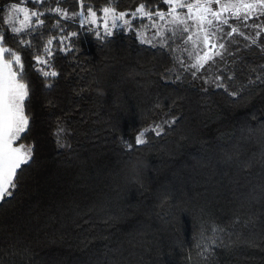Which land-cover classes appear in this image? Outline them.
<instances>
[{"label":"trees","instance_id":"obj_1","mask_svg":"<svg viewBox=\"0 0 264 264\" xmlns=\"http://www.w3.org/2000/svg\"><path fill=\"white\" fill-rule=\"evenodd\" d=\"M15 2L0 0V17ZM140 2L117 0L129 12ZM79 3L57 6L72 14ZM91 3L100 9L106 0ZM33 5L45 11L46 25L33 24L26 39L39 47L63 33L51 27L57 14L35 0L30 11ZM60 22L70 36L80 29L78 20ZM0 33L17 46L6 23ZM258 39L224 40L235 49L242 44V52L221 51L195 76L185 70L190 63L171 57L166 41L141 44L131 31L98 39L79 30L65 41L73 50L53 57L60 75L47 78L56 81L51 88L26 63L34 92L25 143L34 145V162L22 165L15 195L0 207V264H264V83L257 79L264 75V33ZM58 124L69 130L68 146L57 143ZM153 124L164 133L150 134L133 153L148 167L131 183L121 139ZM201 224L223 229L207 260L194 247Z\"/></svg>","mask_w":264,"mask_h":264},{"label":"snow or ice","instance_id":"obj_2","mask_svg":"<svg viewBox=\"0 0 264 264\" xmlns=\"http://www.w3.org/2000/svg\"><path fill=\"white\" fill-rule=\"evenodd\" d=\"M157 2L167 7L161 6L159 10H156L152 5ZM35 3H43L44 7L57 14L60 20L76 21L79 18L80 29L73 30L71 36H77L81 29L91 32L98 39L111 37L120 31H131L141 44H149L150 46H154L153 40L160 37L161 47H163L164 32L157 21H163L165 26H171L168 27V31L173 34L191 32L187 35L184 43L191 42L193 45L192 50L187 55L189 60L195 62L188 64L185 70H193V76L205 70L206 65L210 67L211 63L215 62L216 56H221V52L217 50L225 49V44L219 42L222 39L221 34L229 37L233 34L243 35L245 40L249 38L238 27L232 25L230 19L247 25L249 19L264 17V0H253V2L235 0V2L227 3L222 2V0H194V2H188V0H142L130 12L119 10L117 0H106V5L100 9L94 8L91 0H80L81 10L74 11L71 16L60 7H49V0H35ZM29 4H32V0H27V3L16 0L15 3L9 5L8 17H0V23L10 24V31L16 34L15 39L17 41V46L12 47L8 36L0 33V207H3V203L10 202L8 198L15 195V190L22 180L23 173L27 170L22 165L30 167V162H34V145H26L25 143L32 130L30 124V121L33 120L30 92H34L30 87L25 64L27 63L29 69H34L43 76L46 87L51 88L56 81L47 78H55L60 75L53 63L54 55L60 51L67 54L73 50L65 43L71 39V36L60 20H57L51 27L59 30L63 35L57 37L53 34L47 40L46 45L37 47L34 42L26 39V36L35 31L32 27L33 24L36 25V28L46 25V20L42 19L45 16V11L35 8V5L30 11ZM184 9L186 12L179 11ZM0 11L3 10L0 9ZM226 13L230 15L226 16ZM15 14H23V21L20 22V26H16L15 22L10 19ZM33 18L35 19L33 20ZM224 26L228 27V32L224 31ZM252 26L258 27L264 32V23L253 24ZM193 28L195 31H192ZM149 29L155 30L152 39L146 36V30ZM54 41L55 52L52 48ZM251 43L255 44L256 39L253 38ZM33 48H36L35 53L32 51ZM261 50L264 51V46ZM22 51L25 57L33 56L35 63L22 59ZM181 63L183 64L184 61ZM257 79L260 83H264V75L258 76ZM205 83L210 82L205 80ZM216 86L223 88L229 96L237 97L240 95L239 91H233L223 83H217ZM165 123L170 125L174 121ZM68 131L58 124L54 136L59 146H68L65 144ZM163 133L164 127L162 125L153 124L137 131L134 138H122L121 145L128 153L126 163L130 164L136 159L133 153L140 150L139 146L150 143L153 138L150 134L160 136ZM222 231L223 229L217 225L205 226L201 224L198 235L194 238V247L198 250V255L207 260L211 250L218 246V241H220L217 233Z\"/></svg>","mask_w":264,"mask_h":264},{"label":"rangeland","instance_id":"obj_3","mask_svg":"<svg viewBox=\"0 0 264 264\" xmlns=\"http://www.w3.org/2000/svg\"><path fill=\"white\" fill-rule=\"evenodd\" d=\"M62 1H64V0H55L56 7H59V6H57V4L59 2H62ZM66 1H68V0H66ZM188 2H194V0H188ZM222 2H226V3L227 2H235V0H222ZM248 2H253V0H248ZM214 7H215V4H214ZM60 8H61V6H60ZM79 10H81L80 9V3L78 4V11ZM179 11L186 12V9L179 10ZM69 15L71 16V14H69ZM225 15L226 16H229L230 14L226 13ZM7 17H8V10H7V14H6V18ZM10 19H12L13 22H15L16 26H20V22L23 21V14H15V16L11 17ZM77 20H79V18H77ZM157 22L162 26L161 30L164 32V37L165 36L166 37L168 36V38L165 37L163 41H166L167 44L170 45V48L168 50H170V52H171V57L173 59H178L179 61H182L183 60V61H185L187 63H194L195 61L194 60H189L188 55H187V53L192 50L193 45L191 44V42H189L188 44H185L184 43V40L187 38V35L191 34V32L190 33L177 32L176 34H173V33H170L168 31V27H170V26H165V22H163V21H157ZM252 22H253V24L264 23V17L259 18V19H249L247 21V25H244V24H242L241 22H239L237 20L230 19V23L232 25L238 27L242 33L248 35L249 38L247 40L249 41L250 44H251V41H252L253 38H255L256 41H257V40H259L258 39L259 38V35L262 34V33H264L258 27H252L253 28L252 30L247 29V26H249V24L252 23ZM6 25H7L8 29L10 30V24L6 23ZM85 27H88V26H85ZM256 30H258V32H255ZM154 31L155 30H152V29L146 30V36L149 39H152V37L154 35ZM192 31H195V29L193 28ZM224 31L225 32H228L229 31V29H228L227 26H224ZM221 35H222V39L219 40V42L225 44V49H217V50H219L220 52L221 51H224L226 55H229L231 53V51L238 53L237 55H239V53L242 52L241 51V49H243L242 48V44H240V46H239L241 48L235 49L234 48L235 45H233V44L232 45H229V44H226L225 43V41H227L228 39L232 38L233 36L237 37L236 34H233L231 37L226 36V35H223V34H221ZM240 36H242V38H244L243 35H240ZM158 38H160V37H156L153 41L157 40ZM138 41H139V39H138ZM171 41L173 43H171ZM234 43L237 45L236 42H234ZM178 45H181V47L180 48H176ZM216 57H218V56H216Z\"/></svg>","mask_w":264,"mask_h":264},{"label":"clouds","instance_id":"obj_4","mask_svg":"<svg viewBox=\"0 0 264 264\" xmlns=\"http://www.w3.org/2000/svg\"><path fill=\"white\" fill-rule=\"evenodd\" d=\"M96 92L98 95L104 96L105 92L102 88L97 87ZM148 167V162L142 159H134L128 164V177L131 183H139L141 180V170Z\"/></svg>","mask_w":264,"mask_h":264}]
</instances>
